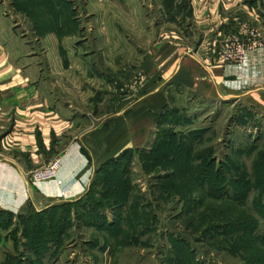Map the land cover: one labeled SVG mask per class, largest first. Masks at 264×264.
<instances>
[{"label": "rangeland", "instance_id": "rangeland-1", "mask_svg": "<svg viewBox=\"0 0 264 264\" xmlns=\"http://www.w3.org/2000/svg\"><path fill=\"white\" fill-rule=\"evenodd\" d=\"M11 2L0 3V17L35 51H53L34 59L51 64L49 84L62 81V62L71 64L65 101L93 116L109 112L116 87L123 93L146 76L140 65L161 44L203 47L211 54L201 59L220 67L264 65V0ZM189 3H234L233 23L197 24ZM242 3L260 8L242 12ZM172 85L160 87L167 104L144 148L120 163L123 152L99 162L107 168L76 205L13 226V244L0 255L14 257L5 264H264V109L245 98L256 92L264 101V77L251 88H225L223 98Z\"/></svg>", "mask_w": 264, "mask_h": 264}, {"label": "crops", "instance_id": "crops-1", "mask_svg": "<svg viewBox=\"0 0 264 264\" xmlns=\"http://www.w3.org/2000/svg\"><path fill=\"white\" fill-rule=\"evenodd\" d=\"M0 3L12 4L11 0H0ZM233 4L195 3L193 6L189 3L195 8V11L191 8L189 17L196 18L197 24L204 20L212 30L220 20L221 28L229 29L233 19L228 17L227 10L233 9ZM242 4L238 9L242 12H246L245 7H256L255 4L260 8L259 3ZM217 8H226V13L221 17ZM249 16L255 17L251 12ZM9 24L6 18L0 17L1 255L3 247L13 244L17 235L13 226L20 225L21 218L31 222L39 213L76 203L92 186L99 162L108 160L107 156L113 158L120 152L144 148L158 115L167 104V91L160 87L173 82L172 86L178 85L195 97L223 98L225 88H251L261 85L264 77V65L252 67L247 61L220 67L201 59L211 54L203 47L191 52L181 43L161 44L140 65L146 76L123 93L119 94L116 87L109 100V112L93 116L80 111L76 102L65 101V72L70 71L71 64L62 62L63 75H59L62 81L49 84L46 73L51 64L42 60L34 62V59L42 56L48 59L53 51L49 48L42 49V53L35 51L39 46L25 43L23 35L18 38L15 27ZM35 40L42 42L44 38L36 36ZM27 47L31 49L28 48L29 52ZM59 85L63 86L61 95L56 91ZM245 98L264 109V101L256 92ZM100 99L101 96L94 95L89 98L90 104L95 107ZM85 103L88 104V98ZM95 144L99 147L97 153ZM56 157L62 160L58 171L61 184L57 180L30 182L29 174L33 170ZM1 255L0 264L7 263L8 256L5 252Z\"/></svg>", "mask_w": 264, "mask_h": 264}, {"label": "built area", "instance_id": "built-area-1", "mask_svg": "<svg viewBox=\"0 0 264 264\" xmlns=\"http://www.w3.org/2000/svg\"><path fill=\"white\" fill-rule=\"evenodd\" d=\"M251 34L255 38L256 37L258 38V36H260L259 31H257L256 29H251ZM61 163H62L61 157H56L44 167L33 170L29 174L30 182L38 183L47 180H57V182L61 184V181L58 180V171L61 167Z\"/></svg>", "mask_w": 264, "mask_h": 264}, {"label": "trees", "instance_id": "trees-1", "mask_svg": "<svg viewBox=\"0 0 264 264\" xmlns=\"http://www.w3.org/2000/svg\"><path fill=\"white\" fill-rule=\"evenodd\" d=\"M133 152H134V151H125V152H123V153L121 154V156L119 157L118 162H116V163H120V162H121L122 160H124V158H126L129 154H130V155L133 154ZM105 168H107V167L105 166V167H103V168L101 167L100 169H98V171H97V173H96V178H97L96 180H97V183H98V179H100V177H101L102 171H103ZM93 187H94L93 185L90 187L89 192H88L86 195H88L89 193H91V189L94 190ZM86 195H85L82 199L78 200L77 202L84 200V199L86 198ZM77 202H76V203H73V204H65V205L59 206V207H57V208H53V210H50V211L47 210V211H44L43 213H39L36 217L33 216V217L31 218V222L35 221V219L37 220V218L41 217L42 214H43V215H47V214H51V213H58L59 211H61V210H62L63 208H65V207H70V206H72V205H76ZM24 220H25V218H21L19 221H20L23 225H24V224H30L29 221H28V222H25ZM24 226H27V225H24Z\"/></svg>", "mask_w": 264, "mask_h": 264}]
</instances>
